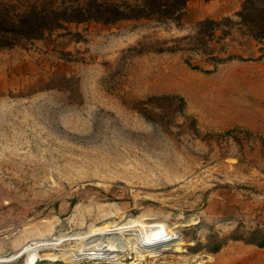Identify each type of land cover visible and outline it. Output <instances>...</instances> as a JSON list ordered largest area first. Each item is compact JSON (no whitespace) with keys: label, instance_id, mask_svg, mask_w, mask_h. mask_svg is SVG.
<instances>
[{"label":"rangeland","instance_id":"1","mask_svg":"<svg viewBox=\"0 0 264 264\" xmlns=\"http://www.w3.org/2000/svg\"><path fill=\"white\" fill-rule=\"evenodd\" d=\"M100 1L0 0V37L14 39L20 2L64 14ZM246 1L24 30L0 49V264H264V43L237 22ZM211 21L216 66L187 43ZM105 225L126 238L165 226L182 246L78 258ZM40 245L59 251L19 252Z\"/></svg>","mask_w":264,"mask_h":264},{"label":"trees","instance_id":"2","mask_svg":"<svg viewBox=\"0 0 264 264\" xmlns=\"http://www.w3.org/2000/svg\"><path fill=\"white\" fill-rule=\"evenodd\" d=\"M136 5H117L110 4L105 0L97 2L95 6L87 5L84 7H73L69 6V9L64 10V14L58 12H53L49 9L43 7V10L37 5L30 3H21L16 5V12L19 13L14 15V25L12 27L15 29L14 33H9L15 35L13 40L8 39L9 36L0 37V49L8 47L15 40H20L26 36L24 30L31 31L34 34L33 38H36L39 33L49 31L53 26L60 25L61 23H87L94 22L103 25H114L121 21H140V20H168L175 18L178 13L186 6L187 3L193 0H138ZM209 1V0H204ZM258 3L262 6L258 7ZM69 11V15H67ZM81 13V14H80ZM83 13V14H82ZM238 23L242 29L247 30L249 37H252L259 43H264V0H249L246 1L242 7V10L238 13ZM12 21L6 14L2 15L0 18V29L7 24L6 21ZM7 18V19H6ZM211 25V29L206 32L205 28ZM216 26L224 30V27L217 25L215 22H206L198 25L196 37H190L189 42L195 44L199 42L203 44L202 51H209L210 54L205 55L208 61L212 62L216 66V61H219V54L216 49L212 47L214 42L213 33L216 31L214 28ZM218 30V31H219ZM224 32V31H223ZM4 36V35H3ZM6 41H5V40ZM222 53V51H220ZM192 59L186 61L189 67L194 69H199L198 67H193ZM220 62V61H219ZM260 246L264 247V243Z\"/></svg>","mask_w":264,"mask_h":264},{"label":"bare ground","instance_id":"3","mask_svg":"<svg viewBox=\"0 0 264 264\" xmlns=\"http://www.w3.org/2000/svg\"><path fill=\"white\" fill-rule=\"evenodd\" d=\"M133 222L130 221L129 224ZM111 225H105L102 229L93 231L91 234L96 235L97 238L93 242H89L83 246H80L81 254L85 257H79L81 259H98L105 262L117 261L120 258H126L131 253H146L150 255L159 254V250L166 248H180L182 246V240L180 235L177 233L171 232L165 226H156L151 228L150 231L141 232L139 235H130V238H126L122 227L120 229L115 228ZM118 231L115 233H111ZM49 245H40L34 248L27 246L23 247L19 252H29L33 254L34 252L41 251L43 247H46L44 250L59 251L54 248H47ZM55 247V245H52ZM169 250V249H168ZM77 252L74 255L80 253ZM80 255V254H79ZM58 254L52 255L51 258H48L45 261V264H53L57 258ZM156 257V256H154ZM43 259L39 262L41 263ZM9 262V261H6Z\"/></svg>","mask_w":264,"mask_h":264}]
</instances>
